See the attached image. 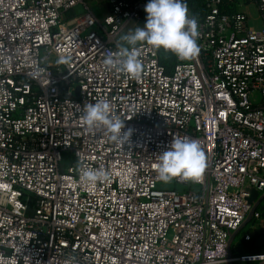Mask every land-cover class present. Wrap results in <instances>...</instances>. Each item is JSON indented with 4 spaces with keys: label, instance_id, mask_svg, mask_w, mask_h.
Instances as JSON below:
<instances>
[{
    "label": "built area",
    "instance_id": "1",
    "mask_svg": "<svg viewBox=\"0 0 264 264\" xmlns=\"http://www.w3.org/2000/svg\"><path fill=\"white\" fill-rule=\"evenodd\" d=\"M198 1V54L141 43L131 77L104 60L145 24L147 0H0V264L264 258L230 254L239 241L264 249V0ZM101 99L132 130L124 144L83 123ZM177 137L197 140L207 166L164 188L155 164ZM84 168L109 178L88 186Z\"/></svg>",
    "mask_w": 264,
    "mask_h": 264
},
{
    "label": "clouds",
    "instance_id": "2",
    "mask_svg": "<svg viewBox=\"0 0 264 264\" xmlns=\"http://www.w3.org/2000/svg\"><path fill=\"white\" fill-rule=\"evenodd\" d=\"M144 11L146 22L121 37L122 45L117 56H108L104 64L137 77L142 71L138 58L137 45L143 43L154 50L171 51L180 59H190L198 54V22L188 15L184 0H147ZM61 62H66L64 58ZM112 109L107 100L101 99L83 107V123L89 128L104 127L110 139L124 144L132 130L122 131L124 121L110 115ZM207 166V158L200 143L190 138H173L167 149L159 153L155 164L157 179L168 183L180 177L186 180H199ZM103 169L84 168L81 182L93 186L108 179Z\"/></svg>",
    "mask_w": 264,
    "mask_h": 264
},
{
    "label": "trees",
    "instance_id": "3",
    "mask_svg": "<svg viewBox=\"0 0 264 264\" xmlns=\"http://www.w3.org/2000/svg\"><path fill=\"white\" fill-rule=\"evenodd\" d=\"M187 6L190 9V13L194 18H197L202 15L203 11L200 6V2L198 0H190L187 2ZM174 58L173 54H165L164 55V62L163 64L166 65V70H170L169 63ZM233 243L235 240L232 241ZM230 254L232 257H256V256H262L264 255V249L257 247L254 245L253 241L245 242L240 241L236 246H233L230 250ZM256 262H250L247 264H255Z\"/></svg>",
    "mask_w": 264,
    "mask_h": 264
},
{
    "label": "rangeland",
    "instance_id": "4",
    "mask_svg": "<svg viewBox=\"0 0 264 264\" xmlns=\"http://www.w3.org/2000/svg\"><path fill=\"white\" fill-rule=\"evenodd\" d=\"M93 7H92V10H93V12L95 13V15L98 17V18H100L101 16H100V11H99V9H98V7L96 6V5H92ZM80 10H79V8H77V9H75L74 10V13H78ZM252 25H254V23H253V21H252V23H251V27H253ZM162 187H164V188H168V187H170L171 186V183L170 182H168V183H164L163 185H161ZM245 229H246V227L244 226L242 229H241V231L238 233V235H236V237H235V241H239V238H240V236L244 233V231H245ZM240 242V241H239ZM238 242V243H239ZM258 263H261V264H264V259L263 260H256Z\"/></svg>",
    "mask_w": 264,
    "mask_h": 264
},
{
    "label": "water",
    "instance_id": "5",
    "mask_svg": "<svg viewBox=\"0 0 264 264\" xmlns=\"http://www.w3.org/2000/svg\"><path fill=\"white\" fill-rule=\"evenodd\" d=\"M256 198V193L253 192L250 197H249V202H251L252 200H254ZM264 199V195L259 199V202L262 201ZM258 203L252 208L250 214L248 215L247 220L242 224V226H240V228L234 232L230 238V242L233 241L236 237V235H238V233L241 231V229L246 226V224L250 221L251 215L252 213L255 211L256 207H257Z\"/></svg>",
    "mask_w": 264,
    "mask_h": 264
},
{
    "label": "crops",
    "instance_id": "6",
    "mask_svg": "<svg viewBox=\"0 0 264 264\" xmlns=\"http://www.w3.org/2000/svg\"><path fill=\"white\" fill-rule=\"evenodd\" d=\"M92 5H94V3H92ZM246 11H247L248 13H250V14H253V10H252V8H246ZM137 25L143 27L144 23H143V22H135V23L131 24L128 28H126V29L123 31L122 34H120V36H119V43H120V46L122 45L121 37H122L124 34H126V33L130 32V31L134 30V29L137 27ZM254 262H256L255 264H261V263H258L257 261H254Z\"/></svg>",
    "mask_w": 264,
    "mask_h": 264
},
{
    "label": "bare ground",
    "instance_id": "7",
    "mask_svg": "<svg viewBox=\"0 0 264 264\" xmlns=\"http://www.w3.org/2000/svg\"><path fill=\"white\" fill-rule=\"evenodd\" d=\"M257 259H259V260H263L264 258H261V257H257Z\"/></svg>",
    "mask_w": 264,
    "mask_h": 264
}]
</instances>
